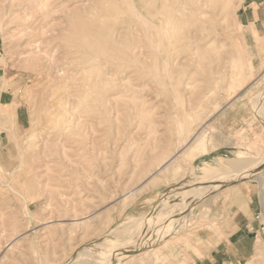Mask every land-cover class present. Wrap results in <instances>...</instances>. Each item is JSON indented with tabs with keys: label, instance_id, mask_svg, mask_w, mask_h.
Listing matches in <instances>:
<instances>
[{
	"label": "rangeland",
	"instance_id": "obj_1",
	"mask_svg": "<svg viewBox=\"0 0 264 264\" xmlns=\"http://www.w3.org/2000/svg\"><path fill=\"white\" fill-rule=\"evenodd\" d=\"M246 1L0 0V264H97L121 247L133 251L114 264L158 263L168 236L264 203V182L237 171L192 199L204 163L244 159L264 177V67L242 41ZM177 203L192 209L160 237L155 217ZM259 222L240 264H264V212Z\"/></svg>",
	"mask_w": 264,
	"mask_h": 264
},
{
	"label": "crops",
	"instance_id": "obj_2",
	"mask_svg": "<svg viewBox=\"0 0 264 264\" xmlns=\"http://www.w3.org/2000/svg\"><path fill=\"white\" fill-rule=\"evenodd\" d=\"M237 13L250 65L258 74L264 67V0L240 3ZM234 204L235 208L227 206L216 213V223L201 229L200 233L168 236L165 244L153 249V254L160 257L158 263L153 261L152 264H240L248 261L256 243L252 232L263 216L264 203L262 206L259 197L255 202L252 198L244 204ZM251 227L254 230L250 231Z\"/></svg>",
	"mask_w": 264,
	"mask_h": 264
},
{
	"label": "bare ground",
	"instance_id": "obj_3",
	"mask_svg": "<svg viewBox=\"0 0 264 264\" xmlns=\"http://www.w3.org/2000/svg\"><path fill=\"white\" fill-rule=\"evenodd\" d=\"M202 1V0H201ZM204 3V2H203ZM202 3V4H203ZM183 4V3H182ZM202 6V5H201ZM206 6V4L204 5V7ZM198 7V6H197ZM204 7H201L202 9L204 8ZM204 10V9H203ZM194 12V11H193ZM192 11L190 12V13H193ZM196 13V12H195ZM202 13V12H201ZM175 16H176V13L174 14ZM205 15V14H204ZM178 16V15H177ZM165 18V17H164ZM176 18V17H175ZM174 18V19H175ZM144 19V18H143ZM169 20V19H168ZM141 21V20H140ZM184 21V20H183ZM146 23H148L147 21H145ZM143 24V23H142ZM152 25V24H151ZM144 29L146 30V28H145V26H144ZM190 33V32H189ZM164 64H166V63H164ZM166 65H168V64H166ZM168 67V66H167ZM166 67V68H167ZM166 73V72H165ZM263 97H264V95H263ZM234 99V98H233ZM262 100V99H261ZM261 100L258 102V106H257V111L258 112H260L261 113V111H262V109H263V107H261ZM232 101V100H231ZM262 101H264V99L262 100ZM229 103V102H228ZM263 105V104H262ZM264 106V105H263ZM262 108V109H261ZM263 112V111H262ZM204 126V125H203ZM198 132V131H197ZM199 133V132H198ZM195 134V133H194ZM198 138V135L197 134H195L194 135V137H191V138ZM196 138V139H197ZM188 141V140H187ZM190 142V141H189ZM183 143V142H182ZM188 144V143H187ZM187 144H184L183 145V149H184V151H185V149H188V145ZM182 145H180V147H181ZM196 148H197V146H196ZM178 150V149H177ZM176 153V152H175ZM178 153H180L179 151L177 152V154L176 155H178ZM176 156H172L171 158H169V159H167L163 164H162V166H160L159 165V167L158 168H156L157 169V171H161L163 168L165 169L166 167H168V165L172 162V160L175 158ZM178 157V156H177ZM173 162H174V160H173ZM221 162V161H220ZM218 163L217 165H211V164H209V163H204L203 164V166L201 167V169H200V174H199V181H198V185H201V186H196V187H194V188H192V189H194V191H193V195L195 196H193L194 198H192L193 200L194 199H196V197L197 196H199V197H204L207 193H210V192H213V191H215L217 188H219L220 187V183H227V182H229L230 180V178L231 177H233L232 175H233V173L235 172V171H237V172H239L240 174L238 175L239 177V179L241 178V177H243V176H245V175H248V174H250L251 176L250 177H248V178H254L255 180H257L258 181V183H259V185H262V183L264 182V177H262V175L260 174V175H254L253 173H254V171H255V165L254 164H245V160L244 159H237V160H233V161H230L228 164H221V163ZM157 173V172H156ZM155 174V173H154ZM152 176H154V175H152ZM151 176V177H152ZM237 177L236 178H232V180H234L235 181V179H238ZM149 179V178H148ZM151 179H149L148 181H150ZM202 184H208V185H206V186H202ZM186 187H188V186H186ZM184 189V188H183ZM191 190V189H190ZM188 190H185L183 193V195H185V196H187L188 194L189 195H191L190 193H188L187 192ZM192 191V190H191ZM187 192V193H186ZM190 192V191H189ZM128 195V194H127ZM260 200H261V203H263V194L261 193L260 194ZM188 201V200H187ZM192 200H190V201H188L187 203H186V205H188L190 202H191ZM182 203H177V204H175V205H173L172 207V209H171V206L170 207H168V208H170V209H168L169 211L168 212H162V213H160V214H158V213H156V214H158L156 217H155V221H158V226H156V228L154 229V231L156 232V234H159L160 235V237L162 236V235H164V236H167V234L169 233V232H172V229H173V227H174V225L177 223V221L176 220H174L175 218H173L172 217V215H173V213H174V211L176 210V211H182V213L183 214H186L187 213V209L188 208H190V209H192V205L191 206H188V208H186L187 206H185V207H180V205H181ZM180 207V208H179ZM154 214H155V212H154ZM154 217V216H153ZM142 220V219H141ZM76 221V220H75ZM80 221V220H79ZM81 221H82V219H81ZM130 221V220H129ZM128 221V222H129ZM154 221V222H155ZM127 222V223H128ZM142 222V221H141ZM151 222H153V220L151 221V219H149V218H145V219H143V224L141 225V229H144L142 232H141V230H139V229H137V230H139V231H137V234H136V236H135V241L137 242V246H139L140 245V247L142 246V245H144V244H142L143 243V241H144V238H145V231H146V229L149 227V226H151ZM130 223V222H129ZM135 223V222H134ZM133 224V223H132ZM139 224H141V223H139ZM138 224V225H139ZM129 225V224H128ZM131 225V224H130ZM135 225H137V223L135 224ZM134 224H133V226H134V229L136 228V226H135ZM176 227V226H175ZM180 227H182V225L180 226ZM138 228H140V226L138 227ZM170 234V233H169ZM172 234V233H171ZM174 234V233H173ZM150 235V234H149ZM175 235V234H174ZM148 238V237H147ZM157 238V237H156ZM134 240V239H133ZM132 241V240H131ZM123 241L121 240L120 242H118L119 244H121ZM127 242V241H126ZM190 242V241H189ZM128 243V242H127ZM147 243V242H146ZM135 244V243H134ZM165 244V243H164ZM166 244H168V243H166ZM121 245H124V243L123 244H121ZM152 244H150V246H151ZM147 246V245H146ZM134 247V246H133ZM124 248V247H123ZM122 247L120 248V250L118 249V250H116L117 252H114V253H112V254H109V257H107V259L106 260H103L102 258H100V257H96V258H99L100 260H99V262L97 263L96 262V259H95V262L97 263V264H114V263H116L118 260H121L123 257H125V256H127V254L128 253H130V252H132L133 251V249L132 250H129V249H123ZM112 250H115L114 248H112ZM257 250H259V248L257 247ZM163 251V250H162ZM169 251H170V249H169ZM173 251V250H172ZM174 252V251H173ZM170 253H172L171 251H170ZM169 255H171V254H169ZM173 255V254H172ZM153 257H155V255L153 256ZM160 257V256H159ZM158 257V258H159ZM157 258V257H156ZM157 258V259H158ZM156 259V260H157ZM93 264V263H92ZM95 264V263H94Z\"/></svg>",
	"mask_w": 264,
	"mask_h": 264
}]
</instances>
